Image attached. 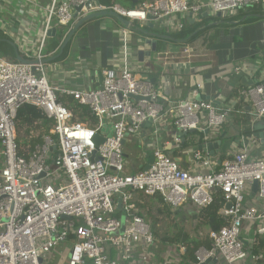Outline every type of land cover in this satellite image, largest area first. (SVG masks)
Listing matches in <instances>:
<instances>
[{"label": "built area", "instance_id": "built-area-1", "mask_svg": "<svg viewBox=\"0 0 264 264\" xmlns=\"http://www.w3.org/2000/svg\"><path fill=\"white\" fill-rule=\"evenodd\" d=\"M25 1L35 5L31 18L39 16L42 21L35 32L38 38H27L31 34L26 32L22 35L18 54L26 62L0 56V264H43L64 242L72 246L66 248L60 264H152L150 249L156 245V236L140 214L135 193L161 195L173 208L192 205L198 211L211 206L218 193L224 201L219 212L228 223L208 232L211 247L202 245L195 251L196 263L264 262V250H253V243L245 244L243 236L248 232L253 237L264 236V155L252 157L249 143L224 159L218 170L202 150H196L194 157L207 172L184 169L166 150L156 149V159L148 170L125 171L122 141L127 135H136L142 123H157L163 110L159 99H167L152 80L132 67V26L121 29L119 73L104 70L98 88L54 85L46 73L51 61L45 53L54 25L57 31L59 27L70 31L79 18L93 12L113 10L132 23L158 21L163 28L180 32L189 17L200 20L203 12L227 15L255 6L264 13V0H142L134 8L100 0ZM19 2L23 4V0ZM6 6L10 7L0 5V28L5 34L10 33L11 23L2 19L1 12H12ZM31 26L29 21V29ZM68 33L64 31L63 37ZM164 53L185 65L200 55L185 44ZM201 89L202 84L196 82L188 98L170 102L174 123L182 132L199 129L202 121L207 130H215L232 111L200 99ZM133 95L139 98L135 100ZM60 96L87 106L99 124L91 127L76 120ZM239 96L251 104L254 120L264 119V81L243 88ZM27 103L52 120L49 134L28 157L19 151L16 121L18 109ZM104 116L114 124V134L96 144L94 138L101 132ZM249 142L260 147L256 137ZM254 181H258L257 201L249 205L247 197ZM186 251L183 245L181 254Z\"/></svg>", "mask_w": 264, "mask_h": 264}, {"label": "crops", "instance_id": "crops-1", "mask_svg": "<svg viewBox=\"0 0 264 264\" xmlns=\"http://www.w3.org/2000/svg\"><path fill=\"white\" fill-rule=\"evenodd\" d=\"M127 1L128 0H113L112 3L125 4L126 6ZM137 1L138 0H134V2ZM11 9L12 8H9V10ZM33 11L34 8L32 10L22 9L21 11H12L7 13L2 17V19H6L9 24L11 23L10 33H7V35L9 36V40L16 44L15 47L17 51H20V41L24 39L22 38L24 32L31 34L27 38H31V36L38 38L39 33L35 34V32H38L41 29L42 21L39 16L37 18H31L30 15ZM222 16L225 15H221V17ZM231 16L235 17L234 14H231ZM245 19L246 16H243L241 21L234 20V23L231 22V26L227 28H213L212 31L214 32L216 29L219 30L217 38H215L216 40L209 48H200V50H195L200 55L194 57L193 63L190 65H185L183 63L179 64L178 61L180 59L170 58L165 55L164 52L166 50L177 48L184 44L190 46V44L187 40H174L172 39L173 37L165 34L164 32L170 34L176 32L170 31L168 28H163L158 21H151L146 24L134 22L133 28L130 29V39L137 38V40H140L145 38L139 29L140 27L147 29L150 32L165 36L159 38L152 37L157 39L155 51L151 50V45H138L139 49H144L146 51L150 50L151 53L149 55H144V59L140 60L138 57V51H132L131 60L132 67L137 70L141 76L152 80V82L160 89L161 94L167 98L159 99L160 102H162L161 104L163 105V110L156 125L164 131L162 135L164 137V146L167 147V144L173 143L171 148L166 149V152L173 158L180 157V164L184 169L192 172L208 171L207 168L199 165L194 157V153L196 152L194 148L197 147L200 139L203 140V137L205 136L204 131L207 130L203 121L200 123L199 129H196L194 133H188L184 139H177L176 135H173L172 138H170L171 133L174 134V132L178 131V128L174 123L175 112L173 111L170 102L188 98L192 89L196 85V82H200L202 84L200 92L203 99L211 100L222 107H230L232 109L224 124L215 130H209L212 140L221 141L217 155L212 156L210 154L207 157L212 162L213 168L215 170L220 169L221 162L228 157H232V155L245 144L244 136L249 133L247 132V128L251 123L250 119L252 118V115L250 112L252 107L249 102L239 96L240 91L249 86L247 82L242 80L243 76L240 72L243 71L248 73L251 78L255 80L254 83L264 81V16L260 15L255 21L247 22ZM29 21L32 22L30 29L28 27ZM198 21L199 20H195L194 22ZM215 24L217 25V23ZM123 26L124 24L121 20L114 16H102L85 22L72 38H83L78 40L80 50L77 56L79 60L93 63V58L97 57V63L94 64V68L92 67L93 69L86 73L89 78L86 79V76H84L82 78V83H80V78L78 77L79 72L74 71L75 68L72 70L68 64L64 63L67 59L66 57L63 62H61L63 64L59 63L57 66L62 68L59 70L61 73L64 72V74H59V72L52 73L54 74V77L51 79L49 77L50 81L54 85L61 87L65 86L71 88L89 89L93 88L95 85L97 73L99 74L97 71L103 72L108 69L119 73L123 38L121 29ZM135 27L139 28L135 29ZM14 28H16V30H14ZM79 32L82 33V35ZM63 38L59 46L55 47L53 50H47V53L49 54L48 59L57 55V51L60 50L64 41ZM56 75L59 76V78H57ZM237 75L240 76L239 79L235 81L234 78ZM167 79L169 80L168 83L166 82ZM202 127L203 129H201ZM166 130L169 132H166ZM145 132L146 139L138 136L137 134L127 136L125 139L124 146H129L127 150L123 147L126 159L125 171L127 173H135L142 170L147 164V158L144 157L142 153V156L138 158L136 162H133L134 159L133 161L130 159L129 154L132 153V145L139 140H141V144L143 146L147 145L149 147V133L147 130H145ZM198 138L200 139L197 140ZM186 141L188 142V145H182ZM249 148V152L252 157L264 155V150L261 151V146H253L249 142ZM250 195L251 189L247 197V203L249 205L256 204V198H250ZM173 210L174 212L187 210L192 212L193 215L195 214V217L200 212L192 205H183L173 208ZM204 228L209 227L204 226ZM210 230L211 229L209 228L206 234L201 231L203 238L205 236L208 237V232ZM243 236L245 238V244L248 245L249 243L251 244L255 242L256 237H253L252 233H244ZM208 239L210 238L208 237ZM183 245L190 249L188 247L189 243H183ZM203 246H205V244ZM173 248L174 251L171 252L172 257L164 259L162 258L164 254L161 255L160 253L156 260H152V264H197L196 258L195 260L190 258L189 251L187 254H180L181 252L178 253L177 248ZM183 255L186 256L183 258ZM206 264L227 263L223 260H210V262ZM246 264H264V262H254L248 259L246 260Z\"/></svg>", "mask_w": 264, "mask_h": 264}, {"label": "trees", "instance_id": "trees-1", "mask_svg": "<svg viewBox=\"0 0 264 264\" xmlns=\"http://www.w3.org/2000/svg\"><path fill=\"white\" fill-rule=\"evenodd\" d=\"M101 2H105L107 4H113V0H100ZM141 1L138 0L137 2H134V0H128L127 1V7L128 8H134L138 3ZM247 11L243 12L239 18H242L243 16H246V21H255L258 19L260 15L264 14L262 13V10L260 7H247ZM239 14L242 11V9L238 10ZM205 20V17H202L198 22L191 23L190 21H185V27L182 31L176 32L173 34L166 33L165 34L173 37L172 39H183L187 40L190 44L191 48L194 50H200V48H209L212 43L217 38V29L212 31L213 28H216L217 25L210 24L205 25L203 24ZM50 38H59L56 40L57 46L60 45L63 36L57 37V33L55 36H52ZM9 39V36L5 34L0 33V55L8 57L10 60L17 61V50L16 47L13 46L11 43L5 41ZM71 40L69 43L65 46L62 54L60 57L66 56L67 48L70 45ZM56 46V47H57ZM60 52V50L57 51V54ZM60 99L63 100L67 106L75 113V119L79 118L78 121L82 122H88V125L91 127H95L99 124V119L95 116H92L89 108L87 106L80 105L76 100L69 96H60ZM17 142L19 146V151L22 155L28 157L30 153L33 151L34 147L38 144H42L44 140V136L49 134L52 120L48 119L46 115L43 113V111L33 105V104H24L18 109L17 116ZM31 128L35 129V132H37V135L31 134ZM182 145H188V142L186 141ZM220 167V166H218ZM158 199L162 204H164L165 209L168 211V213L174 212L173 208L167 204L164 203L161 195H155V196H148L143 193H139L137 196V204L140 208V214L144 216V211L147 207L146 202L143 199ZM224 201L220 197V195L217 193L214 203L202 209L196 216V219L198 221V225L209 227L213 230H219L221 227L226 225L228 223L227 218L222 216L220 214V209L223 207ZM149 211V210H148ZM146 219V217L144 216ZM147 220V219H146ZM150 222L149 220H147ZM152 230L156 236L155 229L152 226ZM182 230V229H180ZM182 231H179L177 234L180 236ZM207 237V236H205ZM202 239H195V238H189V236L185 233H183L182 241L185 243V241H189L190 244H193L194 246L189 249V256L191 259L195 260V251L203 244L207 248L211 247V241L207 238ZM173 241V240H172ZM252 249L255 251L264 250V236L263 237H256L255 242L253 243Z\"/></svg>", "mask_w": 264, "mask_h": 264}, {"label": "rangeland", "instance_id": "rangeland-1", "mask_svg": "<svg viewBox=\"0 0 264 264\" xmlns=\"http://www.w3.org/2000/svg\"><path fill=\"white\" fill-rule=\"evenodd\" d=\"M39 2L42 3H46V0H38ZM9 4L10 7L7 8H12V11H21L22 9H29L32 10L33 5H31L30 3L26 2L25 0H23V4H20L19 0H0V5L2 4ZM23 6H25L23 8ZM1 8V7H0ZM247 11L246 8H243L242 11L239 14V11L234 13L235 17H232L231 14H227L225 16H217V15H208L205 17V20L203 22V24L205 25H210V24H214L217 23V27L219 29L222 28H227L229 26H231V22L234 23L235 21H241L242 18H239V16L243 13ZM2 16L6 15V11H2ZM239 14V15H238ZM237 15V16H236ZM45 17V16H44ZM134 24V23H133ZM54 27L58 28V26L54 25ZM139 27H135V29H137ZM140 29V28H139ZM64 31H68L67 27H59L58 31H57V37L59 36H63V32ZM219 31V30H217ZM0 33L1 34H5L4 31L0 28ZM80 33V32H79ZM82 35V33H80ZM7 36V34H5ZM78 35V34H77ZM59 38H49L48 39V45L47 48L45 50V53H47L48 49L53 50L56 46H57V42L56 40ZM79 39H83V38H72V41L69 45V47L67 48V53L66 56L64 57H58L57 61L53 60L51 62L47 63L46 66V73L48 75V77H50V79L52 77H54V74L52 73H56L59 72V74H64L60 72L59 68L57 67L59 63L63 62V60L67 57L66 61L64 62L65 64H68L69 67L72 68V70L74 69V71H78L79 72V78H80V83H82V78L84 76H86L85 78L88 79L89 76L88 74L86 75V73H88V71H91V69L94 68V64H96L97 62V57L93 58V63L89 62V61H81L78 59V52L80 50V46L78 44V40ZM140 41H142V39L137 40V38H131L130 39V46H132V51H138L139 50V46L141 43ZM70 51V52H69ZM97 55V54H95ZM2 56V55H0ZM6 57V56H3ZM8 58V57H6ZM9 59V58H8ZM95 61V62H94ZM63 64V63H61ZM93 67V68H92ZM57 76V75H56ZM57 78H59V76H57ZM84 78V79H85ZM77 120H79V118H77ZM88 124V122H85ZM32 135H37V132H35L34 128H31ZM125 150H127L129 148V146H123ZM133 149H132V153L130 154V159L133 162H136V160L138 159V155L145 152L144 146L142 144H140L139 142H135L134 145H132ZM224 149V147H223ZM139 195V193H135V196L137 198V196ZM146 204L147 207L144 211V216L146 217L147 220L150 221L151 226H153V228L155 229L156 232V245L155 247H152L150 249V251L153 254V260H156L158 255L161 253V255H163L162 258L164 259H169L170 257H172V251H174L173 247L178 249V253L181 250V247L183 246V241H182V236L183 233L187 234L189 236V238H195V239H199V238H203V235L201 234V231L206 232L209 230V228H204V226L202 225H198V221L195 217V214L193 215L192 212L187 211V210H183L181 212H172V213H168V211L165 209V206L158 200V199H151V198H147V199H143ZM149 210V211H148ZM182 229V230H180ZM179 231H182L180 236H178L177 239V234L179 233ZM251 234V232H249ZM173 240V241H172ZM189 243V241H185L184 244ZM72 245L68 242H64L61 243L60 245H58L54 251L51 253V255L49 257L45 258V261L43 264H60L61 263V258H63L65 252H66V248H70ZM193 246V244L189 243V248H191ZM187 248V247H186ZM189 251V249L187 248L186 253H182V254H187ZM181 254V253H180ZM179 256V255H178ZM186 255H183V258ZM181 258V257H180Z\"/></svg>", "mask_w": 264, "mask_h": 264}, {"label": "water", "instance_id": "water-1", "mask_svg": "<svg viewBox=\"0 0 264 264\" xmlns=\"http://www.w3.org/2000/svg\"><path fill=\"white\" fill-rule=\"evenodd\" d=\"M102 16H114L116 18H118L119 20H121V22L125 25V26H134V24L128 20L127 18H124L123 16L119 15L117 12L113 11V10H105V11H100V12H93L90 13L82 18H79L74 27L69 31V33L67 34V36L65 37L61 47H60V53L49 58V61H53L56 60L58 57H60V55L62 54L65 46L69 43V41L72 39V37L75 35V33L82 27V25L87 22L90 21L94 18H98V17H102ZM208 16L207 12H203L201 17H206ZM217 16H221V13H218ZM74 19H77L78 14L75 12L73 15ZM188 21L190 22H194L195 20L191 17L188 18ZM14 30H16V28H14ZM140 31L142 32V34L145 36L144 39H142V41H140L143 44H148L151 45V50L155 51L156 50V46H157V39L156 38H152V37H165L163 35H159L153 32H150L147 29H143L140 27ZM57 33V28L53 27L49 33L50 36H55ZM9 43H11L13 46H15L16 44L11 41V40H5ZM151 53L150 50L146 51L144 49H139L138 50V57L140 60L144 59V55H149ZM17 60L21 61V62H26L27 60H25L24 58H22L17 51ZM240 74H242V80L244 82H247L249 85H253L255 80L251 78V76L246 73L241 71ZM240 75L235 76L234 80H238ZM104 79V75L102 71H99L98 74V78L95 80V85L93 88H98L101 86L102 82ZM133 98L135 100H137L139 97L133 95ZM203 99V96H200V99ZM250 125L247 128V132L248 135L244 136V141L246 144L249 143V141L251 140L252 137H256L258 139V142L260 144V146L262 147L261 149L264 150V119H250ZM145 130L148 131L149 133V147L147 145L144 146L145 152H144V157L147 158V164L143 167V170H148L150 168V166L154 163L156 156H155V150L156 149H160V150H166L171 148V146L173 145V143H169L167 144L168 146L165 147L163 144V130L161 128L158 127V125H156V123H154L152 120H148L144 123H142L139 127V130L137 132L138 136H141L142 138H145ZM196 131V128H192L190 129L188 132H182L178 129L177 132L171 133L170 138H172L173 135H176L177 139L181 138L184 139L185 136L188 133H194ZM246 131V130H244ZM166 132H169L168 130H166ZM105 134V135H103ZM114 134V124L112 122H110L108 120V118L106 116L103 117L102 119V128H101V132L97 133L95 136V142L96 144H101L105 141V139L107 137H111ZM205 136L203 137V140L198 138L197 140H199L198 145L195 149L196 150H202L204 151L206 154H211L212 156H216L217 152L219 151V145L221 144V141H214L212 140V136L210 134L209 130H205L204 131ZM128 136V135H127ZM146 139V138H145ZM141 144V140L138 141ZM123 144H125V140L122 141ZM56 145L53 146L52 149H55ZM150 148V149H149ZM209 152H208V151ZM95 151L92 153V156H94ZM142 155L139 154L138 158H140ZM176 161L180 162L181 158L180 157H175L174 158ZM258 189V181H254L252 186H251V195L249 196L250 198L255 196V193L257 192ZM120 204H121V199L119 200V204H118V208H120ZM227 207L230 208L231 207V203H227ZM63 218L65 219H72L71 216H67L64 215ZM41 261V259H40ZM210 260H207L205 263H209Z\"/></svg>", "mask_w": 264, "mask_h": 264}]
</instances>
